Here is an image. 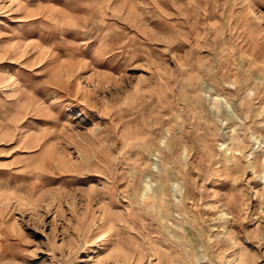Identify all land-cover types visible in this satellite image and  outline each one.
<instances>
[{"label": "rangeland", "instance_id": "374dc122", "mask_svg": "<svg viewBox=\"0 0 264 264\" xmlns=\"http://www.w3.org/2000/svg\"><path fill=\"white\" fill-rule=\"evenodd\" d=\"M261 156L264 0H0V264H264Z\"/></svg>", "mask_w": 264, "mask_h": 264}, {"label": "bare ground", "instance_id": "6f19581e", "mask_svg": "<svg viewBox=\"0 0 264 264\" xmlns=\"http://www.w3.org/2000/svg\"><path fill=\"white\" fill-rule=\"evenodd\" d=\"M233 157H236L235 155H233ZM260 163H261V165L263 164L264 165V156H261L260 157V160H255V163H254V168H257L258 166H260ZM262 171H264V168H263V170ZM227 217H228V215H227ZM227 217H225V218H227ZM230 217V216H229ZM221 218H222V216H221ZM224 218V217H223ZM224 221H226V219H224ZM228 222V221H227ZM227 222L225 223V224H227ZM224 224V223H223ZM228 225V224H227ZM224 227H225V225H224ZM223 227V228H224Z\"/></svg>", "mask_w": 264, "mask_h": 264}]
</instances>
